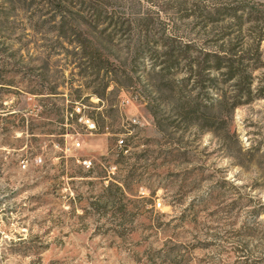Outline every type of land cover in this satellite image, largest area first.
<instances>
[{"label": "rangeland", "instance_id": "rangeland-1", "mask_svg": "<svg viewBox=\"0 0 264 264\" xmlns=\"http://www.w3.org/2000/svg\"><path fill=\"white\" fill-rule=\"evenodd\" d=\"M0 264H264V0H0Z\"/></svg>", "mask_w": 264, "mask_h": 264}, {"label": "built area", "instance_id": "built-area-1", "mask_svg": "<svg viewBox=\"0 0 264 264\" xmlns=\"http://www.w3.org/2000/svg\"><path fill=\"white\" fill-rule=\"evenodd\" d=\"M89 126V128L90 129H96V126L94 125V124H89L88 125ZM124 143V141L122 140V141H120V144H123ZM80 144H78V146H79ZM84 165H86L87 167H91V165H92V162L91 161H89V160H86V161H84Z\"/></svg>", "mask_w": 264, "mask_h": 264}, {"label": "trees", "instance_id": "trees-1", "mask_svg": "<svg viewBox=\"0 0 264 264\" xmlns=\"http://www.w3.org/2000/svg\"><path fill=\"white\" fill-rule=\"evenodd\" d=\"M33 94H36V95H38V94H41V93H33ZM13 115V114H12ZM23 121H25L24 119H23ZM60 123H64V119H61L60 121H59ZM30 131V133L32 134V135H34V129H32V130H29ZM62 135H64L65 133H61Z\"/></svg>", "mask_w": 264, "mask_h": 264}]
</instances>
